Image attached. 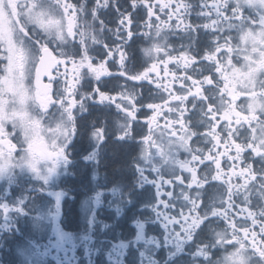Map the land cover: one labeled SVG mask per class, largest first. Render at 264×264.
I'll return each instance as SVG.
<instances>
[{"label": "flooded vegetation", "instance_id": "1", "mask_svg": "<svg viewBox=\"0 0 264 264\" xmlns=\"http://www.w3.org/2000/svg\"><path fill=\"white\" fill-rule=\"evenodd\" d=\"M69 2L83 9L82 13H77L78 28L92 31L101 41L97 44L87 41L92 64L99 66L102 61L106 62L105 67L110 74L97 80L88 74L87 69L82 70L83 79L77 85L74 98L83 102L72 110L73 119L69 122L73 128L72 135L56 141L62 146L64 155L55 162L41 160L33 168L29 162L30 154L21 148L24 132L20 128L13 129L11 123L5 125L6 135H0V151L8 148V144L4 143L7 139L16 146V158L7 165L0 163V264H228L226 257L236 246H221L217 243V233L223 232L227 224L222 218L211 216L214 207H223L220 200L227 198V186L223 181L211 179L215 170L210 161L197 166L198 177L202 179L208 175V181L203 188L193 186L189 192V195L196 191L201 193L198 211L204 217L191 238L177 239L172 227L179 231V225L171 227L161 217V211H167L169 215L179 218V210L183 208L187 211L190 207L181 196L183 189L188 191L186 185L190 181V174L182 171L177 163L190 159V154L177 147L166 158L154 148L149 149L146 138L149 129L155 125L148 121L155 112L147 105L163 107L168 93L158 88L156 82L128 78L167 59L163 52L155 57L145 53V49L151 48L153 44L164 43L162 37L165 36V50L169 56L179 57L181 53H188L195 57L196 62L187 70L177 67L175 62H169L167 76L163 64H159V83H171L172 91L179 93L180 83L172 78L173 73L177 77L188 75L196 80H202L204 76L216 78L217 74L212 70L214 65L201 59L214 47V39L219 34L203 27L208 22V18L201 15L202 11L207 10L202 7L203 0H185L190 8L184 14V23L191 27H175L179 21L175 18L167 21L169 9L162 13L156 8L150 21L153 29L145 27V22L149 20L147 9L143 5L133 7L132 0H121L119 5H113L114 1L109 0L108 7L96 11V20L92 16L97 0ZM150 3H156V0H150ZM243 11L245 16L257 19L264 8L256 0H246ZM124 16L131 19V24L127 21L120 23ZM157 16L172 27L164 29L161 37L154 34L145 36L146 31L154 33V27L159 23ZM100 21H103V31H100ZM27 31L33 40L49 39L34 26L30 25ZM129 31L132 32L131 38H128ZM223 35H231L233 43L238 42L237 29L226 31ZM78 39L77 36L66 45L49 41V48L54 56L57 55L58 47L74 53ZM117 47L126 54L123 69L118 62L119 54L114 51ZM110 49L113 50L111 59L108 58ZM80 55H83L82 49ZM79 58L75 56V59ZM66 67L71 71L70 62H66ZM196 69L200 71H194ZM122 71L125 75H121ZM149 76L152 81L157 80L154 72L149 73ZM43 82L47 83L48 78L43 77ZM183 82L191 85L190 80ZM211 87L203 86L205 95H209ZM95 89L115 97L116 103L100 102ZM56 90L57 84L54 83L53 99L56 98ZM122 93H134L136 96L138 111L134 119L127 117L116 106L121 103ZM242 100H238L237 104ZM192 102L190 96L185 103L187 111L183 116L187 127L197 133L192 137L190 146L207 150L211 143H207L201 135L208 131L210 122L201 111H206V103L197 100V106L193 108ZM176 103L170 101L169 106H175ZM207 103H212L211 98ZM122 107L131 110V105L126 102ZM39 111L29 109L30 115L40 120V135L44 145H47L51 133L44 130L54 129L56 124L67 118L55 105L48 109L53 116L41 118ZM165 117L175 120L177 114L164 110V114L157 117L161 127ZM217 119H220L219 115ZM223 123L221 121V126ZM174 127L179 136L180 125ZM98 130H103L102 137L96 135ZM152 138L159 139V129ZM223 138L222 133V141ZM234 139L237 143L241 142V138ZM23 146L27 147V144ZM34 151L37 154L41 151L39 142L34 144ZM234 154V150L229 153ZM120 156L121 161L114 164V160ZM232 163H239L240 168L251 163L258 174L264 173V160L252 156L250 151L243 153V162ZM221 167L225 173L228 172L224 157H221ZM177 175L184 178V185L175 180L172 185L164 184L163 191L173 192V198L170 200L167 196H160L159 179L163 177L164 180H170ZM233 183H243V180L233 177ZM160 199L168 200L174 207H159ZM234 200L240 207L244 206L240 196L234 197ZM251 200L253 210H264V197L258 191ZM205 247L207 257L201 254V249ZM244 264H264V259L249 251Z\"/></svg>", "mask_w": 264, "mask_h": 264}, {"label": "snow or ice", "instance_id": "2", "mask_svg": "<svg viewBox=\"0 0 264 264\" xmlns=\"http://www.w3.org/2000/svg\"><path fill=\"white\" fill-rule=\"evenodd\" d=\"M245 2L246 0H211L209 3V0H203L202 7L207 10L202 11L201 15L208 18V22L203 27L219 33L214 39V47L201 58L214 65L212 70L217 74L215 79L213 76H204L202 80H196L188 75L181 78L173 73L172 78L180 83L179 93L172 91L171 83L166 85L159 83V64H163L164 73L167 76L169 62H175L177 67L185 70L196 62L195 57L188 53H181L179 57L169 56L165 50L166 36L162 37L164 43L153 44L151 48L145 49V53L155 57L163 52L167 59L159 61V64H152L143 73L128 77L133 80L156 82L158 88L168 93L163 107L156 104L147 105L155 112L148 121L149 124L155 125L154 128L149 129V135L146 138L149 149L154 148L166 158L177 147L190 154V159L177 161L180 169L190 174V181L186 185L188 191L183 189L181 193L183 200L190 207L187 211L180 209L179 218L169 215L167 211H161V217L171 227L179 225V231L172 227L173 235L177 239L191 238L192 232L202 223L204 217L198 211L201 193L196 191L189 195V192L193 186L197 189L203 188L208 181V175H204L202 179L198 177L197 166L210 161L215 170L211 179L223 181L227 186V198L220 200L223 207H214L211 216L222 218L227 224L223 232L217 233V243L221 246L229 244L236 246L235 250L226 257L228 264H244L245 256L249 251L264 259V210H253L251 200L257 191L264 197V173L258 174L251 163L245 164L243 168H240L239 163H232L233 161L243 162V153L249 151L252 156L264 160V12H261L257 19L245 16L243 11ZM256 2L264 8V0H256ZM108 4L109 0H97L96 7L93 9V20L98 19L95 15L96 11L108 7ZM173 4H175L174 8ZM139 5L147 9L149 17V20L145 22L147 29H153L150 21L155 14L153 9L156 8L162 13L165 9H169L166 13L167 21L177 19L179 23L175 27L179 28L181 25L185 28L191 27L184 23V14L188 13L190 8L185 0H156V3H150V0H132L133 7ZM229 5L233 6L229 7ZM78 12H83L82 7L78 8L69 0H0V135H6L5 125L8 123L12 124L13 129H22L24 140L21 148H25L26 154H30L29 162L33 168L41 160L55 162L57 158L64 155L62 146L56 141L61 137L67 138L73 133L69 122L73 119V108L83 102L74 98L77 85L83 79L82 70L87 69L88 74L97 80L110 74L105 67L106 62L102 61L99 66L92 64V57L88 55L87 41L90 40L93 44L101 43V41L92 31L78 28ZM156 19L159 23L155 25L154 33L146 31L145 36L154 34L156 37H161L164 29L172 27L167 21L160 20L158 16ZM125 21L131 24V19L127 16H124L120 23L124 24ZM100 24V31H103V21H100ZM30 25L42 30L49 39L33 40L27 31ZM231 29L238 30L237 43H233L231 35H223ZM77 36L79 39L74 45L76 49L74 53L65 52L62 47H58L57 55H53L49 48V41L66 45ZM131 36L132 32L129 31L128 38ZM81 49L83 55H80ZM112 51L111 49L108 51L109 59L112 58ZM114 51L119 54L118 62L123 69L126 54L120 47ZM75 56H80L79 60L75 59ZM66 62L71 63V71L66 67ZM152 72L156 74V81H152L149 76ZM121 75H125V72L122 71ZM43 77L48 78L47 83L43 82ZM185 80H190L191 85H186L183 82ZM54 83L57 84L55 99H53L52 91ZM204 85L212 86L209 89V95H205ZM94 92L99 94L100 102L116 103L115 97H110L99 89H95ZM190 96L193 98V108L197 106V100L206 103V111L204 109L201 111L210 122L207 125L208 131L201 135L207 143H211V147L207 150L190 146L192 137L197 135L195 131L187 127L183 119L187 111L185 103ZM210 98L212 103H207ZM241 98H243L242 102L237 104ZM135 99L134 93H122L121 103L116 104L131 119L135 118V113L138 111ZM170 101L177 103L175 106H169ZM125 102L131 105V110L122 107ZM52 105L62 111L67 119L56 124L54 129L44 130L51 133L49 143L44 145L43 137L40 135V120L30 115L29 109H40L38 115L41 118L50 117L53 113L50 114L48 109ZM164 110L176 113L177 119L169 120L165 117V123L161 127L157 117L163 115ZM221 121L224 122L222 126ZM176 124L180 125L179 136L174 127ZM218 128L220 131H217ZM157 129H159V139L153 140L152 137ZM102 134L103 130H98L96 133L98 137H102ZM234 137L241 138V142L237 143ZM37 142L41 145L39 154L34 151V144ZM4 143L8 144V148L0 151V163L7 165L16 158L14 155L16 146L7 139ZM24 144H27V147H24ZM220 149L223 150L220 151ZM233 150L235 154L229 155ZM221 157L226 158L227 173L221 167ZM237 168L239 171H236ZM233 177H240L243 183H233ZM173 180L178 181L180 185L185 183L184 178L179 175L170 180H164L161 177L158 182L160 196H167L170 200L173 198V192L163 191V185H172ZM236 196L242 198L243 207L236 204L234 200ZM161 205L164 209L174 207L168 200L163 199L159 200V207ZM201 254L208 256L206 247L201 249Z\"/></svg>", "mask_w": 264, "mask_h": 264}, {"label": "trees", "instance_id": "3", "mask_svg": "<svg viewBox=\"0 0 264 264\" xmlns=\"http://www.w3.org/2000/svg\"><path fill=\"white\" fill-rule=\"evenodd\" d=\"M113 1H114V3H116L117 5H119V4L121 3V0H113ZM121 159H122L121 156H120V157H117V159H115L113 163H114V164H115V163L117 164L118 162L121 161Z\"/></svg>", "mask_w": 264, "mask_h": 264}]
</instances>
